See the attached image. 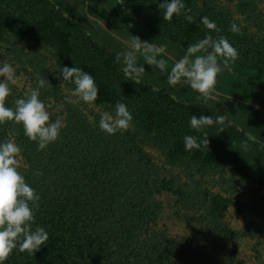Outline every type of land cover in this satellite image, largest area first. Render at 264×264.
Wrapping results in <instances>:
<instances>
[{"label": "trees", "instance_id": "16d2710c", "mask_svg": "<svg viewBox=\"0 0 264 264\" xmlns=\"http://www.w3.org/2000/svg\"><path fill=\"white\" fill-rule=\"evenodd\" d=\"M97 1L103 6L110 5L119 15L114 1ZM117 1L147 34L140 27L134 31V26H120L123 33L157 46L162 44L151 36L173 45L181 50L167 48L173 58L182 57L189 45L204 38L208 30L201 18L207 16L220 29L212 35L226 37L239 53L230 65L231 70L223 73L242 77L244 71L264 72V43H253L233 33L224 10L206 5L195 9L192 0H183L185 9L181 15L165 21L163 10L158 8L162 0ZM77 2L82 13L83 3ZM186 16L193 20L188 21ZM86 20L109 49L62 25L45 0H0V40L8 36L50 47L57 60L67 61L92 75L99 88L94 104L115 108L117 102H122L132 113L134 124L131 130L108 135L99 128L100 118L89 120L71 109L58 139L40 151L35 142L24 136L21 125L0 124V143L12 137L21 148L25 167H19L18 171L40 196L34 227H43L49 235L47 244L34 256L15 249L4 264H212L196 238L173 237L156 227L160 213L158 195L171 192L181 203L195 196L185 194L172 175L156 166L136 137L152 134L169 163L185 159L209 170L246 158L257 176L258 186L264 190V146L243 135L239 138L227 119L222 132L219 126L205 129L209 133L208 146L201 143L199 149L184 150L186 135L196 136L198 142L205 138L203 133L190 128L192 115L213 119L225 115L264 141V124L260 121L264 119L263 109L217 91L212 100L219 112L205 105L177 101L168 90H175L186 100L198 93L188 85L170 86L165 72L148 65H144L146 73L142 77L155 82L157 90L125 79L115 56L123 61L130 41L124 34L107 33L106 26L94 19ZM123 20L130 21L127 17ZM138 62L144 63L142 55ZM39 75L50 83L39 88V98L54 93L55 85L49 76ZM17 99L8 96L5 106L15 108ZM37 171L42 174L34 175ZM198 206L204 209L202 216L207 224L204 235L215 234L217 239L221 237L223 213L229 206L248 208L264 217V198L236 202L214 194L202 198ZM197 217L182 216L186 223L198 221ZM253 229L257 231L256 227Z\"/></svg>", "mask_w": 264, "mask_h": 264}, {"label": "rangeland", "instance_id": "374dc122", "mask_svg": "<svg viewBox=\"0 0 264 264\" xmlns=\"http://www.w3.org/2000/svg\"><path fill=\"white\" fill-rule=\"evenodd\" d=\"M47 7L53 10L54 15L67 28L79 32L91 38L96 44L105 47L100 36L93 30L86 20L93 17L107 23V33H111L114 21L124 27H135L134 31L140 30L127 12L114 1L118 10L110 5L100 6L97 0H83L82 13L80 4L76 0H45ZM195 9L203 5L224 10L228 13L231 24H236L240 31L238 34L253 43H264V0H192ZM122 14V15H121ZM130 19L126 23L123 18ZM117 29L118 27L115 26ZM141 28V27H140ZM119 29V28H118ZM142 29V28H141ZM145 34L146 31L142 29ZM149 35V34H148ZM151 35H149L150 37ZM151 38L171 50L181 51L175 46L165 43L153 36ZM109 49V48H108ZM179 56V55H178ZM166 59V58H164ZM120 73L125 79L132 81L122 71L124 65L119 56H115ZM168 70L172 63L167 59ZM5 63L11 64L15 69L16 84L9 82L12 97H25L26 92L38 87L40 73L47 74L55 85V92L42 95L39 99L45 103L50 112V122L57 118L65 123L67 113L75 109L87 119L101 118L105 112L114 114V109L106 105L86 104L72 95L75 88L73 83L63 80L60 70L64 66L73 67L67 61L57 60L50 47L17 41L5 36L0 40V67ZM242 73V77L220 73L217 76L216 91L232 96L244 98L249 102L264 99V72L252 71ZM45 77V76H44ZM3 77H0V81ZM139 84L149 86L157 90V84L151 80L140 78ZM133 82V81H132ZM170 95L177 101L185 103L201 104L218 111V107L212 99L203 100L199 94L190 99H183L175 90H168ZM256 106V105H255ZM257 107V106H256ZM219 112V111H218ZM264 113V112H263ZM222 115V114H221ZM225 116V115H224ZM226 117V116H225ZM231 128L238 134L251 138L264 146V141L252 134L247 128L227 118ZM264 124V119L260 118ZM133 124V121H132ZM134 125V124H133ZM133 129L130 128L129 130ZM12 140V137L9 140ZM137 143L150 156L153 163L167 175H172L177 186L185 194H194V198L179 202L171 192L161 193L156 197L160 204V213L156 227L165 230L173 237L196 238L202 244L211 258L212 264H264V217L258 212L248 208L229 206L221 219V237L215 238V234H206V221L203 219V208L199 201L210 195H220L236 202H245L250 199L264 198V190L258 186L257 176L254 174L248 159L241 158L238 162L226 164L217 169H203L188 160L181 159L169 163L166 161L161 148L162 146L152 134H141L136 137ZM20 167H25L23 159L18 157ZM188 196V195H187ZM198 216V221L184 222L182 216ZM201 215V216H200ZM201 219H200V218ZM257 228L255 231L253 228Z\"/></svg>", "mask_w": 264, "mask_h": 264}, {"label": "clouds", "instance_id": "9594fccd", "mask_svg": "<svg viewBox=\"0 0 264 264\" xmlns=\"http://www.w3.org/2000/svg\"><path fill=\"white\" fill-rule=\"evenodd\" d=\"M158 8L163 10V20L171 21L173 16H179L185 9L183 0H162ZM188 21L193 17L186 16ZM201 23L207 31L203 39L187 47L185 54L179 59H174L170 71L164 58L168 55L166 46H157L139 37H132L126 45L123 55V69L125 76L135 84L141 82L140 78L146 73L144 65L167 72V82L170 86L178 84L188 85L199 96L208 101L216 96L217 76L225 70H231L230 65L239 56L235 47L224 36H213L220 29L214 21L207 16L201 18ZM233 33L240 31L236 24H231ZM143 56L144 63L138 62V57ZM63 80L73 83L74 97L86 104H93L99 97V88L92 75L79 67L64 66L60 70ZM0 124L12 122L21 125L24 136L29 141L35 142L37 150H44L49 144L54 143L64 126L57 118L50 122V112L44 102L39 99V88L44 87L46 79L38 81V87L25 93V98L15 100V108L5 106L6 98L11 94L9 82L16 84L15 69L11 64L5 63L0 67ZM231 99V98H230ZM133 115L127 105L122 102L115 104L114 114L105 112L99 120V128L108 135L125 132L133 127ZM226 123L224 115L215 119L207 115H192L190 128L198 133H203L204 139L198 142L196 136L184 137V150L191 152L199 149L201 143L208 146L209 133L206 128L219 126V132L224 131ZM251 139V138H250ZM245 147H247L245 143ZM21 148L12 140L0 143V264L8 259L13 250L29 255L39 251L47 244L49 235L41 226H35V210L39 208L40 196L18 171L20 167ZM39 171L34 175H41Z\"/></svg>", "mask_w": 264, "mask_h": 264}, {"label": "flooded vegetation", "instance_id": "af4514ba", "mask_svg": "<svg viewBox=\"0 0 264 264\" xmlns=\"http://www.w3.org/2000/svg\"><path fill=\"white\" fill-rule=\"evenodd\" d=\"M76 1H82V3H83V0H76ZM98 3H99V1H97ZM84 4V3H83ZM100 4V3H99ZM100 6H102V7H104V8H106L105 6H103V5H101L100 4ZM108 6V5H107ZM92 19H94V20H96L97 22H99L100 24H102L103 26H104V28H105V26H106V28H109L107 25V23H105L103 20H99L98 18H95V17H93ZM114 23V27L113 26H111L112 27V29H111V32L112 33H121V34H124V37L127 39V40H129L130 42H131V40H132V38H131V36H129V35H126L125 33H123L124 31L123 30H121V27H124V26H121L120 24H118V23H116L115 21L113 22ZM115 26H117L118 28L116 29L115 28ZM121 26V27H120ZM181 56H178V58H173V54H171V53H168V55L166 56V57H158V59L159 58H166L169 62H171L172 64H173V60L174 59H179ZM166 74H167V72H165ZM221 73H223V72H221ZM225 74H228V73H225ZM230 75V74H229ZM217 93H220V94H222V95H224V96H227V95H229V94H225V93H221V92H219V91H217ZM228 97H230V98H232V99H239V100H241V101H246L244 98H240V97H236V96H232V95H229ZM247 103H249V105H253V106H257V108L259 107V108H261V109H263V111H264V99L262 98H260V99H258L256 102H249V101H246ZM255 106V107H256Z\"/></svg>", "mask_w": 264, "mask_h": 264}]
</instances>
